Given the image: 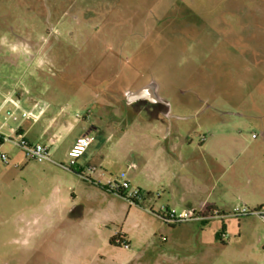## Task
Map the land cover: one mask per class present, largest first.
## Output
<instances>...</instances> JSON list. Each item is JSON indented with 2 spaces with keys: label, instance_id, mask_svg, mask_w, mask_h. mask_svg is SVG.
Returning a JSON list of instances; mask_svg holds the SVG:
<instances>
[{
  "label": "rangeland",
  "instance_id": "obj_1",
  "mask_svg": "<svg viewBox=\"0 0 264 264\" xmlns=\"http://www.w3.org/2000/svg\"><path fill=\"white\" fill-rule=\"evenodd\" d=\"M258 9L264 0H0V101L45 102L32 143H46V119L68 123L54 162L0 141V264H264V221L229 214L264 209V63L247 56L264 42ZM153 82L171 134L186 142L174 171L213 177L222 217L170 224L165 197L152 210L61 167L93 122L103 151L115 143L131 93ZM123 171L110 177L128 181ZM116 233L130 249L110 244Z\"/></svg>",
  "mask_w": 264,
  "mask_h": 264
},
{
  "label": "crops",
  "instance_id": "obj_2",
  "mask_svg": "<svg viewBox=\"0 0 264 264\" xmlns=\"http://www.w3.org/2000/svg\"><path fill=\"white\" fill-rule=\"evenodd\" d=\"M262 14L264 12L257 11V15ZM253 45L258 48L257 51H253L247 56L256 57L257 61L264 63V42H254ZM4 99L12 98L2 96L1 101ZM20 102L22 105L24 104L21 100ZM128 105L124 109L126 111L125 119L122 122L117 121L116 123L120 135L115 143H112L106 150L103 151L104 147L100 146L101 142L95 137V132L100 130L98 123L93 122L91 124L90 129L83 136L92 135L95 137V141L78 160L81 162L85 157V164L79 165L78 161L75 164L79 166V169L75 170L77 175L79 177L82 176V178L86 176L88 183L92 187H95V189L99 187L108 192V195H115V193L106 189L108 182L113 180V177H110L112 176V170L120 168L121 172H124L123 170L128 168L130 162H134L136 168L131 169V172L127 175L128 181L145 193L144 203H151L152 210L155 208L157 200L165 197L168 201L165 207L168 208H179V210L195 208L200 211L217 210L224 212L228 205L224 199L216 194V184L212 182L213 177L209 178L210 182L209 179L205 178L192 180L180 171H174L173 167L179 164V160H183V153L179 151V148L181 146L183 149L186 142L178 136L171 134L173 131L172 126L168 125L165 119L164 121H160L159 119H150V117L145 118V114H147L145 109L135 104V101H131ZM169 108L167 109L168 117L169 115L172 116V111ZM27 123L23 124V131L26 137H28V133L35 125L29 122V125L26 126ZM67 125V122H61L55 117L46 119L43 135L48 136V139L43 144L50 146L52 138L58 136V131L60 132ZM129 131H134L137 134L129 138ZM148 131L155 134V136H149L147 134ZM83 136L76 138L63 151L62 157L60 156L62 161H70L68 152L77 140ZM115 136L114 130L109 131L106 142H112ZM36 142L41 143L39 141ZM204 142H206L205 139L202 143ZM54 145H51L50 148ZM121 147L123 150L126 149L127 152L122 153L120 151ZM88 167H94L96 171L88 172ZM71 172L73 171L71 170ZM125 237L127 238L126 234Z\"/></svg>",
  "mask_w": 264,
  "mask_h": 264
},
{
  "label": "built area",
  "instance_id": "obj_3",
  "mask_svg": "<svg viewBox=\"0 0 264 264\" xmlns=\"http://www.w3.org/2000/svg\"><path fill=\"white\" fill-rule=\"evenodd\" d=\"M48 109L42 101H35L28 107H23L20 99H4L0 101V141H11L17 145L25 156L29 160H36L39 162H54L50 154V146L59 142L61 136H55L51 140L50 146H46L42 143L30 142L25 132L23 131V124L25 122H31L36 124L44 116ZM2 130H8L9 136L2 134ZM255 137V135H254ZM95 141V137L92 135H86L77 140L71 150L68 152L70 159L69 165H61L65 169H70L77 163V160L85 153L87 148ZM0 159L3 163H8L9 159L6 155H0ZM129 169H135L136 164L130 162ZM88 172H95L96 168L88 167ZM106 189L112 193L119 194L127 201L133 204H139L144 202L145 193L133 186L127 180H111L106 185ZM160 214L163 215V219L170 223H185L190 221H203L214 217H222V213L217 210L200 211L195 208H184L177 210L176 208H168L162 206L160 208ZM235 218H247L250 216H258L264 221V209L252 210L247 205L241 204L233 207L229 213ZM121 235L122 241L120 242L124 249H130L131 246L126 240L125 235L116 233L115 235Z\"/></svg>",
  "mask_w": 264,
  "mask_h": 264
},
{
  "label": "flooded vegetation",
  "instance_id": "obj_4",
  "mask_svg": "<svg viewBox=\"0 0 264 264\" xmlns=\"http://www.w3.org/2000/svg\"><path fill=\"white\" fill-rule=\"evenodd\" d=\"M135 104L142 106L150 119H159L160 121H164V118L167 116V109L169 108L166 100L160 99V101H153L152 95L151 97L149 95L141 101L135 102Z\"/></svg>",
  "mask_w": 264,
  "mask_h": 264
},
{
  "label": "water",
  "instance_id": "obj_5",
  "mask_svg": "<svg viewBox=\"0 0 264 264\" xmlns=\"http://www.w3.org/2000/svg\"><path fill=\"white\" fill-rule=\"evenodd\" d=\"M148 95H152V99L154 101H160V97L157 94V85L153 82L148 84L147 86L139 89L138 91L131 93L130 99L131 101H136L142 99Z\"/></svg>",
  "mask_w": 264,
  "mask_h": 264
},
{
  "label": "trees",
  "instance_id": "obj_6",
  "mask_svg": "<svg viewBox=\"0 0 264 264\" xmlns=\"http://www.w3.org/2000/svg\"><path fill=\"white\" fill-rule=\"evenodd\" d=\"M116 241H118L119 243L122 241V238H121V235L118 234V235H114L110 238V244L111 245H114V243H116Z\"/></svg>",
  "mask_w": 264,
  "mask_h": 264
}]
</instances>
